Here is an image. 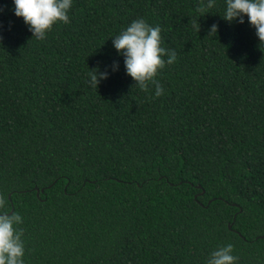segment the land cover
I'll return each mask as SVG.
<instances>
[{
    "label": "trees",
    "instance_id": "16d2710c",
    "mask_svg": "<svg viewBox=\"0 0 264 264\" xmlns=\"http://www.w3.org/2000/svg\"><path fill=\"white\" fill-rule=\"evenodd\" d=\"M205 3L73 0L37 40L0 0V196L25 264H204L229 242L264 264V43ZM141 17L177 54L158 97L111 43Z\"/></svg>",
    "mask_w": 264,
    "mask_h": 264
},
{
    "label": "clouds",
    "instance_id": "9594fccd",
    "mask_svg": "<svg viewBox=\"0 0 264 264\" xmlns=\"http://www.w3.org/2000/svg\"><path fill=\"white\" fill-rule=\"evenodd\" d=\"M11 3L13 14L22 18L32 38L37 40L44 39L55 23H69V10L73 6V0H11ZM214 3L215 0H206L204 7L211 8ZM220 16L230 23H244L246 19L254 28L259 43H264V0H223ZM216 30L215 23L209 26V32ZM160 31L159 25H151L141 17L133 19L110 37L112 47L122 57L125 74L142 90L153 85V95L157 97L164 92L156 79L158 70L166 63L172 64L177 55L174 49L161 46ZM118 67L113 61L103 70L99 67L89 69L86 83L96 89L100 81ZM6 208L7 201L0 196V264H25L23 230L18 227L22 217ZM233 247L230 242L217 246L209 252L204 264H237L239 258L233 253Z\"/></svg>",
    "mask_w": 264,
    "mask_h": 264
}]
</instances>
